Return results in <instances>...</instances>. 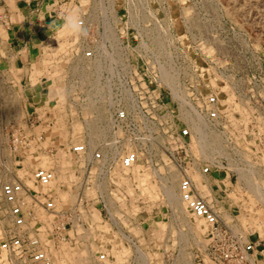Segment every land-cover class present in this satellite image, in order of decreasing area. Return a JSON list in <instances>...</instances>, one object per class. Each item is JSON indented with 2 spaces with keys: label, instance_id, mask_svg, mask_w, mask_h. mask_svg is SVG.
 Masks as SVG:
<instances>
[{
  "label": "built area",
  "instance_id": "2783aa9c",
  "mask_svg": "<svg viewBox=\"0 0 264 264\" xmlns=\"http://www.w3.org/2000/svg\"><path fill=\"white\" fill-rule=\"evenodd\" d=\"M11 1L32 30L14 44L0 13V264H264L258 54L235 66L216 28L149 1Z\"/></svg>",
  "mask_w": 264,
  "mask_h": 264
},
{
  "label": "rangeland",
  "instance_id": "374dc122",
  "mask_svg": "<svg viewBox=\"0 0 264 264\" xmlns=\"http://www.w3.org/2000/svg\"><path fill=\"white\" fill-rule=\"evenodd\" d=\"M116 5L117 0H112ZM126 3L127 10L121 9V15L126 12V18L133 19L139 16L143 6L149 4L157 14V18L166 17L167 22H200L202 28H216L217 35L228 39L232 48L241 56L235 66L242 65V60H252L253 52L258 54L259 62H254L252 67H259L258 72L264 69V0H122ZM123 2V3H124ZM164 3V11L162 4ZM120 4V2H119ZM117 4V5H119ZM18 8V7H17ZM24 17L18 16L25 21ZM158 12V13H157ZM0 13H8L0 11ZM9 14V13H8ZM109 16L115 15L110 11ZM18 16L14 15L13 22H17ZM6 34V31L4 33ZM16 44V42H14ZM200 59V58H199ZM197 58V60L199 61ZM43 158V156H41ZM45 158V157H44ZM31 158H26L22 162L27 165H37ZM38 162V161H36ZM35 163V164H33ZM33 167V166H32ZM188 218H186L187 220ZM193 225V224H191ZM194 226V225H193ZM188 229L185 235V248L187 259L190 258L191 249L195 246L200 235ZM199 230V229H198ZM203 239V237H202ZM201 240V238H199ZM64 255L72 258L70 253ZM73 260V258L71 259ZM74 261V260H73ZM75 264L76 261H74Z\"/></svg>",
  "mask_w": 264,
  "mask_h": 264
},
{
  "label": "bare ground",
  "instance_id": "6f19581e",
  "mask_svg": "<svg viewBox=\"0 0 264 264\" xmlns=\"http://www.w3.org/2000/svg\"><path fill=\"white\" fill-rule=\"evenodd\" d=\"M220 146H221L220 148H223L224 147V145H220ZM32 160H34L33 162H35L37 165L39 164V165L46 166L47 163H48L47 159L44 158V157L43 158L40 157V162H36V161H38V158H36V157L35 158L32 157ZM35 163H33V164H35ZM195 179L197 180V183H200L201 182L199 175H196L195 176ZM140 182L142 184L144 183L145 186L149 183V186L145 188L146 192L148 194H150V195L157 196V194H158L157 186H156L155 183L151 182L150 177L148 175H147V177H142L141 180H140ZM162 187L164 188V190H165V192H166V194L168 196V199H169L170 203L172 205H174V202L176 200V195H175V191H174L173 187L170 186V185H168V184H163ZM71 259H69L68 256H66V255L63 254L61 256V258H59L58 264H75V262L73 260H71Z\"/></svg>",
  "mask_w": 264,
  "mask_h": 264
},
{
  "label": "crops",
  "instance_id": "0c3cea01",
  "mask_svg": "<svg viewBox=\"0 0 264 264\" xmlns=\"http://www.w3.org/2000/svg\"><path fill=\"white\" fill-rule=\"evenodd\" d=\"M7 3L9 5L13 4L11 0H7ZM0 11H5V10L3 9V7H0ZM7 12L9 13L11 19H13L14 15L18 16V14H20L22 18L24 17V11L19 8L10 9L9 11L7 10ZM31 30H32L31 24L25 21L22 22V20L18 16L17 22H13L12 29L8 32V35L14 42L17 43L22 39L25 40L29 39V37L31 36Z\"/></svg>",
  "mask_w": 264,
  "mask_h": 264
}]
</instances>
